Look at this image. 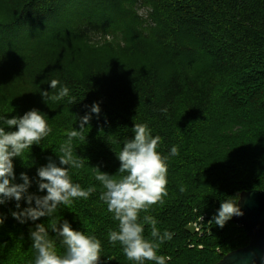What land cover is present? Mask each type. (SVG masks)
<instances>
[{"label":"trees","instance_id":"obj_1","mask_svg":"<svg viewBox=\"0 0 264 264\" xmlns=\"http://www.w3.org/2000/svg\"><path fill=\"white\" fill-rule=\"evenodd\" d=\"M7 1L14 4L15 14L11 13L0 27V58L20 64L17 75L0 82V97L11 108L9 118L36 109L46 115L52 128L39 144L13 158L14 182L23 183L22 173L30 180L26 195L47 194L46 190L39 191L41 181L36 174L49 162L57 165L59 155L55 150L67 139L62 132L73 126L61 122L66 116L80 125L81 118L89 115V122L80 129L98 132L105 150H112L114 145L123 148L134 139L135 124L145 123L153 136L161 137L157 151L167 157V185L166 194L138 214L144 239L159 243L151 234L153 220L161 234L170 233L171 239L160 245L158 252L167 258L166 264H218L227 254L246 247L249 238L233 218L221 228L213 217L226 200L237 206L243 192L264 191V0H171L165 4L166 9L161 5L168 0H153L157 28L156 38L150 40L142 37L141 20L132 3L122 0ZM121 14L130 26L128 45L143 49V55L157 64L158 72L168 73L160 86L156 85V93L152 91L157 87L150 88L152 94L142 96L139 121L134 122L120 106L108 104L95 83L86 79L64 82L62 85L74 95L59 102L51 100L49 105L50 99L42 95V80L47 78L34 74V62L49 59L70 43L84 44L94 35L118 33L125 18ZM157 57L163 59L167 73L159 68ZM203 87L210 91L208 96H201ZM216 89L221 94H216ZM223 91L231 99L240 97L231 110L225 105L229 99L223 98ZM55 94L53 90L51 95ZM187 94L192 97L193 108L187 111L185 104H180L181 115L174 122V104L183 102ZM94 103L100 107L98 114L91 113ZM239 126L244 128L242 133L226 143V134ZM182 129L185 140H181ZM73 141L84 143L81 137ZM172 146L178 149L175 156H169ZM104 154L100 153V161ZM109 167L100 173L117 181L128 174L120 171V163ZM72 170L75 176L77 169ZM73 183L95 191L71 205H58L51 216L34 222L21 224L12 217V212L29 206L24 198L0 206V216L6 217L0 224V264H35L38 253L31 233L40 224L45 227L52 251L64 257L67 246L59 229L65 221L74 231L100 242L98 264H131L119 243L109 240V232L118 230V222L99 198L104 191L102 184L84 177ZM31 206L35 207L34 201ZM210 222L212 234H207ZM197 224L203 233L194 231L192 227Z\"/></svg>","mask_w":264,"mask_h":264},{"label":"clouds","instance_id":"obj_2","mask_svg":"<svg viewBox=\"0 0 264 264\" xmlns=\"http://www.w3.org/2000/svg\"><path fill=\"white\" fill-rule=\"evenodd\" d=\"M48 83L51 89L57 90V94L49 97L45 92L42 93L44 97L60 101L69 96L70 89L60 85L58 80L53 79ZM99 112V105L94 103L91 113ZM89 119V115L82 117L80 127L83 128ZM0 123L9 129H16L5 131V128L0 126V206L9 200L19 202L24 198L29 206L12 212V217L19 223L34 222L41 217L51 216L58 205H71L75 199L87 198L95 191L92 187L84 189L80 184L73 183L68 169L58 167L55 162H49L37 170L41 181L39 191L46 190L47 194L42 197L26 195L31 186L30 180L22 173L20 179L23 183L14 182L13 158L20 156L34 144H39L52 133V128L46 115L36 109L27 111L22 117H0ZM133 131L134 139L124 144L118 157L120 171L128 174L119 181L99 172L95 175V179L104 188L99 198L106 204L113 220L118 222V230L109 232V240L113 244L119 243L131 264H145L146 261L166 264L167 258L158 252L160 245L171 239L170 233L165 231L161 234L153 220L151 234L153 238L159 240L158 244H154L144 239L142 235L144 228L137 219L141 210L156 204L162 195L166 194L167 157H162L157 151L161 137L153 136L147 124H135ZM78 136H80L78 131H69L68 143L59 149L60 165H71L77 169L82 167L79 159H73L71 147V141ZM177 154V147L172 146L169 156ZM33 201L35 207L31 206ZM16 207L20 209V204L17 203ZM239 215H242L239 207L228 199L220 204L213 219L217 226L223 228L226 222ZM5 219L6 217L0 216V224H3ZM59 235L63 238V244L67 246V254L64 257L57 256L52 251L45 227L42 224L37 225V230L31 233L33 246L38 253L35 264H98L101 244L93 236L74 231L67 221L61 225Z\"/></svg>","mask_w":264,"mask_h":264},{"label":"rangeland","instance_id":"obj_3","mask_svg":"<svg viewBox=\"0 0 264 264\" xmlns=\"http://www.w3.org/2000/svg\"><path fill=\"white\" fill-rule=\"evenodd\" d=\"M122 1L125 3H132L133 10L141 20L140 31L142 32V37L148 40L156 38L154 32L157 28V22L154 20L153 16L155 12L153 0H149L148 3H145L143 0L136 3L134 1L132 2V0ZM169 1L171 0L163 3L161 8H168L165 4ZM162 2L159 3V6ZM11 13L15 14L14 4H9L7 0H0V27H3L8 19L11 18ZM121 15L122 18L125 17L123 14ZM123 21L122 28L124 31L120 30L118 33H111L108 35H94L84 44L75 42L70 43L66 48L62 49V52L58 54L54 53L49 59L33 61L34 64L33 62L31 64H33L34 74L41 78H47L46 80H42V92H47L48 95L51 96L53 89L50 88L48 82L53 79L58 80L60 85L64 82L75 83L77 80L81 79L91 80V82L95 83L100 95L108 101V104L116 107L120 106L121 109L126 111L128 117L134 120V122H138L141 112L140 107L142 96L151 93L149 92L150 88H152L151 90H155L157 84L160 86L168 73L167 69H165L161 63L163 61L161 57H157L155 60L160 63L159 68L161 71L164 69L167 74L158 72L157 64L153 63V59H149L143 55V49H139V51L137 49H132L131 46L128 45L126 40L128 41L130 38L129 33H127V31L130 30V26L127 23V17H125ZM155 53H157V51ZM18 63L19 62H12L0 58V82L9 77V75L12 77L17 75L19 71ZM175 71L180 73L185 72L184 70ZM25 72L26 70H24L22 74ZM202 89L203 92L199 90L202 94L201 96H208L210 91H207L204 87ZM157 90L158 87L155 91H152V93H156ZM215 93L221 94L218 89L215 90ZM223 93V98L229 99L225 102V105L229 107L228 109H232L231 106L234 105V102H240V97L236 98L233 94L235 98L231 99L226 91H223ZM70 94L74 95L73 91L69 92L67 98L70 97ZM212 94H214V92ZM191 99V95L187 94V96L182 99L183 102L174 104L175 107H173L172 113V115L174 114L172 117L174 122L179 121V116L181 115L180 108H182V106H179L180 104L184 103V110L187 111H190L193 108L190 106L193 103ZM50 102L51 100H49V105ZM186 103L188 105H186ZM237 105L239 104L237 103L236 106ZM177 106H179V108H176ZM8 111H11L10 106L6 102H3L0 97V117L9 118ZM175 111H177V113H174ZM61 122L75 126V128H73V126L70 128L78 131L80 136L76 138L81 137L84 142L79 143L77 141H71L73 159H79L82 163V167L79 169L73 168L71 165L66 168L68 169L72 182L79 180L81 177L92 181V179H95L96 173L101 172V169H108L110 168L109 166H113L115 163L116 165L120 163L118 157L119 152L122 150L121 147L114 145L112 150L102 149L100 146L101 135L98 132L91 131L87 128L80 129V125L74 121L72 122L71 117L69 116L63 118ZM0 126L4 127L5 130L7 128V126L2 123H0ZM243 130L244 128L239 126V128H234L232 132L226 134V143L238 134L240 135ZM69 131L71 130H64L65 133L62 132V135L67 137ZM183 134L184 130L182 129L181 140L187 138L186 135ZM60 142L62 145H65L68 143V140L66 139ZM59 149L55 150L59 155L56 157L58 160L57 166L62 167L59 163L61 155ZM101 152L105 153L104 157H106V159L103 157L100 161V158L102 157L100 156ZM72 169H77L75 176H72L74 174ZM36 176H38V174H36ZM88 185L91 184L89 183ZM192 228L194 231L199 229V231L196 232H202V226L200 224H197L196 226L194 225ZM206 233L212 234V222L207 226ZM219 250L220 249H218V251Z\"/></svg>","mask_w":264,"mask_h":264},{"label":"water","instance_id":"obj_4","mask_svg":"<svg viewBox=\"0 0 264 264\" xmlns=\"http://www.w3.org/2000/svg\"><path fill=\"white\" fill-rule=\"evenodd\" d=\"M237 207L242 215L233 222L249 238L246 247L227 254L218 264H264V191L243 192Z\"/></svg>","mask_w":264,"mask_h":264},{"label":"built area","instance_id":"obj_5","mask_svg":"<svg viewBox=\"0 0 264 264\" xmlns=\"http://www.w3.org/2000/svg\"><path fill=\"white\" fill-rule=\"evenodd\" d=\"M196 226V225H195ZM196 231H199V229H196Z\"/></svg>","mask_w":264,"mask_h":264}]
</instances>
